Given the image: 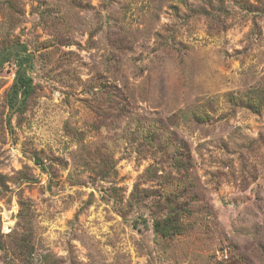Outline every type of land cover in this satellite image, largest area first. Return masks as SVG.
Wrapping results in <instances>:
<instances>
[{
  "label": "rangeland",
  "instance_id": "374dc122",
  "mask_svg": "<svg viewBox=\"0 0 264 264\" xmlns=\"http://www.w3.org/2000/svg\"><path fill=\"white\" fill-rule=\"evenodd\" d=\"M190 3L0 0V43L28 47L34 68L24 69L39 84L24 117H10L18 66L0 69V173L33 179L7 183L0 232L16 230L22 196L34 264H264V14L254 31L239 8L216 23ZM246 96L258 112L240 104ZM149 131L166 150L143 141ZM98 148L116 162L105 181L85 162L94 166ZM177 156L185 170L172 166ZM136 188L161 197L160 212L150 199L130 209ZM180 202L188 229L162 246L152 215Z\"/></svg>",
  "mask_w": 264,
  "mask_h": 264
},
{
  "label": "trees",
  "instance_id": "16d2710c",
  "mask_svg": "<svg viewBox=\"0 0 264 264\" xmlns=\"http://www.w3.org/2000/svg\"><path fill=\"white\" fill-rule=\"evenodd\" d=\"M191 0H178V2L185 7H189ZM196 3V12H199L206 20L209 22L219 23V15L230 14L232 6L234 8H239L240 10L246 12L247 14H252L254 19V31H257V16L259 14H264V0H256V3H252L249 0H193ZM217 2V6L215 3ZM229 5V7H228ZM232 5V6H231ZM14 6V2H11V7ZM193 8V6L191 7ZM217 8V9H214ZM10 41H2L0 43V69L7 63L12 60L16 61L18 66L14 82L11 85L10 89L6 93V101L4 104L7 106L10 117L15 116L18 119L24 117L27 113L30 104L35 98L39 84L36 83L34 78L24 69V67L32 70L34 68V57L28 53L29 49L26 45L20 43H9ZM15 49H21L23 55H14ZM104 87L99 93L102 99L109 101L113 98V92L107 84L102 83ZM257 99L254 97H245L240 100L242 106L247 107L248 109L258 112L261 108V103L257 102ZM10 121V118L8 119ZM160 134L155 131H149L145 139L143 140L146 143L153 144V147L158 150H166L168 143L162 142ZM159 142V143H157ZM90 156L94 161V166L91 167L89 163L86 162L89 169L92 171L94 178L98 181L108 180L109 177L116 174L115 165L116 162L114 159L106 155L102 149L98 148L95 150H90ZM35 159V163L40 166L43 172L51 174L50 167L46 165L44 158L37 153H34L32 156ZM55 160V159H54ZM188 161H182L180 156H177L173 167L178 171L186 169V164ZM27 169L21 170L15 174V176L10 177L0 173V199L6 197L9 193V187L7 183H12L14 185H20L22 183L32 182L33 179L30 177ZM114 177V176H112ZM114 194L118 195L117 189H113ZM161 197L158 195L146 191L145 194H141L136 188L135 191L130 196V209L141 208L143 205L147 204V199L152 201L155 211L161 206V203L157 200H160ZM22 199V196L19 197V204L21 210L18 214L17 228L10 235L4 236L0 232V253L6 264H34V255L36 252L35 248V232H34V215L30 206ZM127 207V206H126ZM168 213L165 216L160 215L159 213H153L152 226L156 241L163 245H167L169 241H173L176 236L185 233L188 229V226L183 222L182 211L187 209V205L182 202L179 204L169 205ZM46 263L56 264L53 262V259H48L45 256L44 258Z\"/></svg>",
  "mask_w": 264,
  "mask_h": 264
}]
</instances>
